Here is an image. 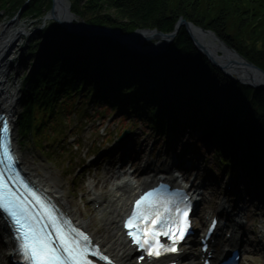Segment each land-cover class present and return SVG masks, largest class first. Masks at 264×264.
I'll return each mask as SVG.
<instances>
[{
  "label": "trees",
  "instance_id": "trees-1",
  "mask_svg": "<svg viewBox=\"0 0 264 264\" xmlns=\"http://www.w3.org/2000/svg\"><path fill=\"white\" fill-rule=\"evenodd\" d=\"M0 0L9 17L24 7L22 16L41 20L51 0ZM71 11L90 25L123 33L158 29L171 33L185 19L212 30L250 62L264 69V0H70ZM16 10L15 12H12ZM32 46L36 69L22 77L21 134L35 135L44 148L47 125L56 123L75 98L106 106L135 118L166 140L171 129L206 134L226 150L238 152L239 167L256 182L264 204V90L239 84L214 68L182 29L163 54L129 55L105 37L87 38L51 22L38 32ZM35 49V50H34ZM36 55V56H37ZM67 101L65 107L64 102ZM243 116L242 121H237ZM56 133L54 129H51ZM218 144V143H217ZM219 145L214 164L229 166Z\"/></svg>",
  "mask_w": 264,
  "mask_h": 264
},
{
  "label": "rangeland",
  "instance_id": "rangeland-1",
  "mask_svg": "<svg viewBox=\"0 0 264 264\" xmlns=\"http://www.w3.org/2000/svg\"><path fill=\"white\" fill-rule=\"evenodd\" d=\"M4 14L2 12L0 25L1 23L8 24L9 19ZM44 22L45 24L51 23L48 20H44ZM14 26V28H22L24 35L18 41L14 55L10 57L9 64L12 68L8 71L7 77L8 83L12 87L17 85L20 90L13 122L15 143L25 167L31 166L37 175L49 176L52 184L60 188L76 211L84 214L85 219L93 218L92 229L99 231L104 229V223L102 215L97 213L92 206L94 189L96 186V190L102 193L107 186L105 180L111 177L113 169L120 162L118 156H113L115 151L113 148L119 144L126 143L135 150L136 145L138 148L142 147L141 154H135L132 160L134 162L136 158H140L136 167L140 169L137 177L140 176L141 179L144 177L142 174L144 163L151 165L156 171L166 168L174 169L171 166L173 161H179L181 165L190 163L192 170L187 172L190 176L196 175L198 180L206 186L208 195L206 196L208 201L206 206L210 205L214 209L218 207L222 199H230L228 194L227 196L222 195L223 188L225 183L234 180L232 192L238 188L242 193L238 205L243 210L240 212L242 220L247 222L244 234V239L247 241L246 254L243 256L241 264H264V205L261 191L250 182L245 172L239 170L236 161H231V164L234 165L233 173L228 169L218 170L211 160L212 146L203 144L196 150L192 146L195 141L191 142V138L187 134H183L173 145L167 146L152 133L149 126L140 120L136 122L133 121V118H130L132 121L124 120L120 117L122 115H111L106 106L100 107L93 103H85L86 105L82 106L83 110L76 105V114H74V110L70 114L60 117L58 123L47 125L48 130L45 136H49V139H45L44 148H38L35 144L34 134L24 139L16 124L22 112L21 78L25 73H31L33 66L36 69L39 57L37 53L30 54L31 45L41 41V38H38V31L42 28L39 21L24 16L17 17ZM126 125L131 134L121 143L119 136ZM51 129H54L56 133L51 132ZM205 141L208 144L212 142L208 139ZM205 147L208 149L206 152ZM201 152L203 153L199 156ZM234 153L238 160L237 152ZM113 161L114 165H109ZM27 173L29 174L28 171ZM250 190L257 191L260 199L248 196L247 193L249 194ZM230 197L235 202L234 194ZM105 217H109V215L105 214Z\"/></svg>",
  "mask_w": 264,
  "mask_h": 264
},
{
  "label": "bare ground",
  "instance_id": "bare-ground-1",
  "mask_svg": "<svg viewBox=\"0 0 264 264\" xmlns=\"http://www.w3.org/2000/svg\"><path fill=\"white\" fill-rule=\"evenodd\" d=\"M58 13L61 14L60 11ZM79 21L81 22L82 20L79 19ZM14 27L15 26L13 23H10L7 27L0 26V47H4L2 49L3 52H1L2 50L0 51V55L3 54L5 58L0 65V107L11 114L10 117L13 119L16 114L19 88L17 85L12 87L8 83L7 74L10 68H12L9 64L10 57L14 55L18 41L23 37L24 34L22 28L19 29ZM221 50V46L216 44L217 54H220L219 51ZM231 75L235 78L243 76V74L239 72L237 74L232 73ZM147 169L149 172L147 173L148 176L145 178V181L147 180L145 183L146 185H149L151 182L156 180L158 175H156L154 179H148L150 174L154 173L155 170H151L150 166ZM26 170L29 172L34 184L47 192L59 206H61L65 211L69 212L71 217L79 226L91 231L94 241L98 243L105 251L110 253L115 258L117 264H138L136 262L135 256L132 257V255L135 254V250L130 247V243L126 240L124 233H122L118 227L119 216L117 215V211L123 213L128 208L129 201L138 192L141 184L139 185L138 183L131 182L126 183L125 185L127 189L130 190V193L127 195L119 189L113 190L110 194L109 200L105 198L104 194H96V199L102 201L100 212L104 215V229L99 231L92 229V225L94 223L93 218L85 219L84 214L76 211L72 206L71 201L66 198V196L61 192L60 188L52 184L49 176H40L35 174L31 166L26 167ZM159 173L168 177L170 172L168 170H161ZM250 193H247V195L251 198L259 199V194L257 191L252 192V190H250ZM241 197L242 193L240 200ZM108 211L110 212V215L109 217H105V213ZM242 230V226L237 227L238 236H240ZM6 234L7 233L3 227V224L0 223V261H4L7 257L6 248L9 244V241ZM197 261V250L195 246H192L188 249L184 262H187L186 264H198Z\"/></svg>",
  "mask_w": 264,
  "mask_h": 264
},
{
  "label": "water",
  "instance_id": "water-1",
  "mask_svg": "<svg viewBox=\"0 0 264 264\" xmlns=\"http://www.w3.org/2000/svg\"><path fill=\"white\" fill-rule=\"evenodd\" d=\"M59 11L63 15L59 14ZM46 18L56 21L61 28L69 33L90 38L106 37L111 41L118 42L125 46L131 55L154 56L161 54L173 44L181 30L185 29L196 49L214 68L222 71L236 82L264 90V69L250 62L212 30L196 25L184 17L177 21L175 29L171 33H164L158 29H139L125 34L118 29L94 26L85 21L78 22L76 15L71 11L69 0H52V6ZM216 44L222 48L219 51L220 54L216 52ZM0 48L1 51L4 47ZM238 72L243 76L235 79L231 74ZM128 134L129 132H126L122 139Z\"/></svg>",
  "mask_w": 264,
  "mask_h": 264
},
{
  "label": "snow or ice",
  "instance_id": "snow-or-ice-1",
  "mask_svg": "<svg viewBox=\"0 0 264 264\" xmlns=\"http://www.w3.org/2000/svg\"><path fill=\"white\" fill-rule=\"evenodd\" d=\"M0 150H4V145L2 139H0ZM139 204V202H137ZM0 209L7 210L9 215L13 217L14 222L20 225L21 228L24 227L20 224V220L16 219V213L11 210L10 207H6L3 199L0 198ZM129 226L132 227V219L129 220ZM135 235V233H132ZM63 243L61 248H56L47 239L46 236H41L34 228H29L28 232L24 234V245L23 250L25 256L31 261V264H80V251L79 245L76 241H69L66 238H61ZM87 236L84 240L87 241ZM139 243V240L137 241ZM158 255V253H157ZM67 256V259L64 257ZM107 259V257H103Z\"/></svg>",
  "mask_w": 264,
  "mask_h": 264
}]
</instances>
